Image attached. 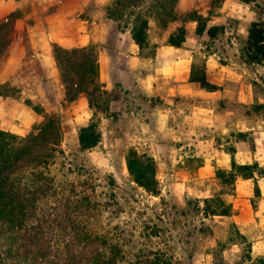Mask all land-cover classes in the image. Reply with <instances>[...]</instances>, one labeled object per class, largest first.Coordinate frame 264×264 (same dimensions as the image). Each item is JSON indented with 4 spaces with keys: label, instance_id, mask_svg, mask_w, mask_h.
Returning a JSON list of instances; mask_svg holds the SVG:
<instances>
[{
    "label": "trees",
    "instance_id": "obj_1",
    "mask_svg": "<svg viewBox=\"0 0 264 264\" xmlns=\"http://www.w3.org/2000/svg\"><path fill=\"white\" fill-rule=\"evenodd\" d=\"M206 1L207 16L196 8L181 10L180 0H111L105 7V15L119 30H129L140 49L150 43L152 21L161 28L178 23L168 35L167 43L181 47L190 33L187 23L196 22L192 31L195 37H201L206 29L210 37L219 29L223 31L218 25L207 28V21L219 12L224 0ZM240 1L250 4L257 0ZM14 16H19V12L0 20V62L12 40ZM259 25L255 22L250 26L242 47L248 61L257 60V52L264 45V27L260 29ZM51 49L63 86V101L74 103L82 96L87 99L91 115L79 127L78 141L81 151L93 149L102 139V118L114 117L111 110L120 100L119 85L109 90L100 80L99 52L95 45L66 48L53 43ZM192 79L206 85L204 67L197 62L192 67ZM15 94L16 87L11 83L0 84L1 96ZM25 103L42 120L25 136L0 129V264H176L172 255L154 243V238L161 234L157 223L143 227L140 239L147 242H142L136 240L133 232L127 239L126 228L112 225L109 217L106 219L113 198L97 195L94 183L81 177V169L67 166L62 147V115L33 104L31 99ZM259 108H264V103L255 105L256 112ZM237 139L253 142L251 149H254V139L248 132H239ZM236 151L233 146L228 148L232 157L230 168L216 170L223 186H233L238 178L254 179L255 174L264 177V167L258 162L238 163ZM126 163L135 183L150 195H160L158 164L152 155L140 154L132 148ZM110 181L113 185L114 180ZM255 194L260 195L257 184ZM196 201V211L204 217L229 216L232 212L231 205L219 193ZM237 236L245 238L240 232ZM255 264H264V256L256 258Z\"/></svg>",
    "mask_w": 264,
    "mask_h": 264
},
{
    "label": "crops",
    "instance_id": "obj_2",
    "mask_svg": "<svg viewBox=\"0 0 264 264\" xmlns=\"http://www.w3.org/2000/svg\"><path fill=\"white\" fill-rule=\"evenodd\" d=\"M194 1L180 0V9L183 4L184 10L192 8ZM110 2L111 0H0V20L19 12V16H14L12 21V40L8 46L6 61L0 70V84L11 83V77L18 69L29 66L37 59L44 77L50 83L58 85L63 98V86L51 49L52 44L57 43L66 48L93 44L99 52L100 80L109 90L119 85L124 94L122 103L128 110L130 109L131 114L139 117L140 111L144 109L143 105L149 102L145 108L146 112L150 110L154 116L149 120L146 119L149 115L144 117L146 127L151 124L153 129L157 126L171 128L174 131L183 129L194 140L195 134L207 131L208 136L202 140L197 139L199 141L196 145V149L201 150L202 163L198 168V175L203 180L215 179L218 168L228 169L231 166V154L225 144L218 140L221 133L248 132L254 139V149L246 142L237 140L227 142L236 148L237 162L240 164L258 162L259 165L264 162V120L260 119L253 124H241L242 120L238 119L239 112L235 111L241 103L244 108L250 105L245 114L250 112V108L256 114L255 105L264 103V98L257 97L255 93L254 86L258 79L247 74L249 67L263 65V62L242 58L238 62H223L216 57L215 52H206L201 59L206 81V85H202L201 82L192 79V67L198 57L187 47L191 39L199 38L192 34L196 22L186 24L190 33L181 47L167 43L168 35L179 25L174 23L163 29L160 41H156V44L149 43L140 49L129 30L123 32L114 21L106 19L105 7ZM249 7V4L240 0H224L220 12L228 16H212L207 21V28L219 26L225 17L246 12ZM206 8L207 10L199 11L207 16L209 6ZM237 18L246 25L241 26V31L245 32L246 40L243 42L245 44L250 26L259 21L253 20L251 16ZM157 27L154 21L150 23L149 36L152 28ZM204 35L209 36L207 29L201 37ZM150 44L153 53L146 55L144 50ZM240 51L242 52V47ZM246 81L247 85L244 84ZM83 99L87 101L86 97H80V100ZM182 100L189 101V106L185 109L178 104ZM227 104L231 107L227 108ZM41 120L42 116L31 106L15 97L0 95V129L25 136ZM191 145L189 142L174 146L189 150L192 148ZM252 179L236 180L235 202L232 207L235 225L244 234L249 232L252 219L243 216L244 213L238 212V209L246 208L247 211ZM261 188L262 201L259 205L260 211L258 210L256 214L264 212V186ZM259 225L264 228L263 223ZM252 244L257 247L254 249L257 256L264 254V235L258 236Z\"/></svg>",
    "mask_w": 264,
    "mask_h": 264
},
{
    "label": "rangeland",
    "instance_id": "obj_3",
    "mask_svg": "<svg viewBox=\"0 0 264 264\" xmlns=\"http://www.w3.org/2000/svg\"><path fill=\"white\" fill-rule=\"evenodd\" d=\"M249 5V10L246 12L234 13L225 17L224 21H220L222 24L219 27H223L224 32L219 29L213 37L204 35L197 39L193 38L187 43V47L197 54V65L200 66L206 52H215L216 57L223 62L248 59L240 51L246 40L241 26L246 27V25L242 24L237 16H251L253 20L260 22L261 29L264 27V0H257ZM206 6H209L206 0H195L192 8L204 11L207 10ZM184 7L183 4L181 10H184ZM212 16L228 15H224L219 9V12H215ZM247 23L249 24V20ZM163 29L167 28H152L150 43L156 44V41H160ZM262 47L259 49L261 53L257 52L256 61L263 62V65L249 67L247 74L258 79L254 86L255 93L257 97L264 98V48ZM144 53L146 55L153 53L151 44ZM5 61L6 58L0 62V70ZM11 78V85L16 87L14 97L17 100L25 103L26 99H31L33 104L62 115L64 134L62 147L67 155V166L81 169L83 174L81 177L94 183L97 195L113 198V205L106 219L109 217L112 225L120 224L126 228L127 239L131 238L130 232H133L136 240H141L139 233L143 227L157 223L161 234L160 237L154 238V243L172 255L176 264H255L256 258L264 256V254L257 256L254 253L257 247L252 244L258 236L264 235V228L259 225L264 224V212L256 214L258 210L260 211L261 186H264V178L260 174H255V178L251 180V197L247 211L246 208L238 209V212L244 213L243 216L252 219V226L247 234L236 227L232 212L229 216L204 217L196 211V199L203 200L206 196L219 193L232 208L236 195V183L233 186L232 184L223 186L216 175L215 179L205 180L198 175L202 160L201 150L196 149V145L199 140L208 136L207 131L195 134L194 140L183 129L174 131L171 128L158 126L153 129L151 124L146 127L144 117L149 115L146 118L149 120L154 116L150 110L146 112L145 108L149 102L143 105L144 109L140 111L139 117H134L130 109L128 110V107L122 103L124 94L121 92L120 100L111 110L114 117H103L101 120V142L93 149L81 151L78 129L89 121L91 115L87 101L79 98L74 103H65L58 85L46 80L37 59H34L29 66L18 69ZM120 91L117 88V92ZM178 104L185 109L189 106V101L182 100ZM166 105L169 106L168 103ZM248 106L244 108L240 103L238 109H235L239 112L237 113L238 119L242 120L241 124H253L260 119L264 120V108L258 109L256 112L258 115L254 114L252 108L248 114H245ZM170 107L173 108L171 105ZM226 107L231 106L227 104ZM237 137V132L221 133L218 140L229 148L232 145L227 142L238 140ZM189 142L192 143V148L189 150L174 146ZM246 144L251 146L253 142L248 141ZM132 148L140 154L146 152L155 156L158 164L156 173L160 186L159 196L150 195L132 180L126 163V156ZM260 166L263 168L264 162L260 163ZM111 178L114 180L113 185L110 184ZM256 184L260 189V195L255 194ZM190 201L192 203L187 204ZM237 232L243 234L245 238L238 237ZM141 241L147 242L146 239Z\"/></svg>",
    "mask_w": 264,
    "mask_h": 264
}]
</instances>
